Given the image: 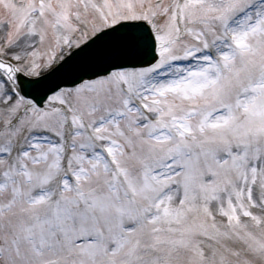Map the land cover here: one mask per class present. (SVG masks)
I'll return each mask as SVG.
<instances>
[{"label":"snow or ice","instance_id":"6c2138e0","mask_svg":"<svg viewBox=\"0 0 264 264\" xmlns=\"http://www.w3.org/2000/svg\"><path fill=\"white\" fill-rule=\"evenodd\" d=\"M0 264H264V0H0Z\"/></svg>","mask_w":264,"mask_h":264}]
</instances>
